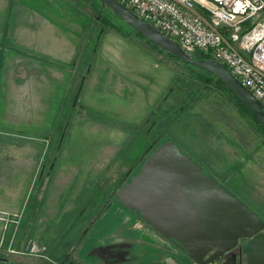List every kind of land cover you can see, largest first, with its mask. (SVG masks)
<instances>
[{
	"label": "rangeland",
	"instance_id": "rangeland-1",
	"mask_svg": "<svg viewBox=\"0 0 264 264\" xmlns=\"http://www.w3.org/2000/svg\"><path fill=\"white\" fill-rule=\"evenodd\" d=\"M93 15L85 0H0V189L25 187L19 211L0 209L17 215L0 221L2 264L102 261L105 236L146 226L116 194L167 141L264 222V132L122 19L118 32Z\"/></svg>",
	"mask_w": 264,
	"mask_h": 264
},
{
	"label": "water",
	"instance_id": "water-1",
	"mask_svg": "<svg viewBox=\"0 0 264 264\" xmlns=\"http://www.w3.org/2000/svg\"><path fill=\"white\" fill-rule=\"evenodd\" d=\"M98 1L150 42L222 80L264 126V105L223 64L214 59H193L176 41L140 19L118 0ZM116 195L120 202L137 210L160 232L178 240L188 256L199 264L214 259L238 237L254 235L264 227V222L226 195L213 178L169 141L148 156L139 172ZM244 227L250 230L246 235L238 232ZM31 245L29 243L28 249ZM247 247L264 258V233L251 237ZM209 251L211 255L204 260ZM222 264H236L235 255Z\"/></svg>",
	"mask_w": 264,
	"mask_h": 264
},
{
	"label": "built area",
	"instance_id": "built-area-1",
	"mask_svg": "<svg viewBox=\"0 0 264 264\" xmlns=\"http://www.w3.org/2000/svg\"><path fill=\"white\" fill-rule=\"evenodd\" d=\"M118 1L185 52L223 64L264 105V0ZM15 217L0 211V221Z\"/></svg>",
	"mask_w": 264,
	"mask_h": 264
},
{
	"label": "flooded vegetation",
	"instance_id": "flooded-vegetation-1",
	"mask_svg": "<svg viewBox=\"0 0 264 264\" xmlns=\"http://www.w3.org/2000/svg\"><path fill=\"white\" fill-rule=\"evenodd\" d=\"M134 210L135 209H133V211ZM139 216L142 217L140 214ZM145 225L143 229H141L142 227H136L133 233L129 231H114V233L124 236V240L120 242H115V240H112L114 238L110 239V237L108 238V236H105L102 242L104 246L100 247L98 251L103 260L91 262V260L88 259V264H165L163 262L167 255H169V251L177 257V264H184L185 258L190 264H199L188 256L183 245L178 240L166 236L152 223L145 221ZM148 232L155 234L158 239L153 241V239L149 237ZM238 232L246 235L250 230L244 227L239 229ZM111 233H113V231ZM257 233H264V227L258 230ZM257 233L246 237H238L228 249L204 264H222L227 259H230L233 254L235 255L236 264H262L264 258L257 256L252 248L247 247L248 240L257 235ZM106 238L110 240L107 241L105 240ZM211 253L212 251L207 252L203 259L206 260ZM62 262L63 264H81L71 259L70 255Z\"/></svg>",
	"mask_w": 264,
	"mask_h": 264
},
{
	"label": "trees",
	"instance_id": "trees-1",
	"mask_svg": "<svg viewBox=\"0 0 264 264\" xmlns=\"http://www.w3.org/2000/svg\"><path fill=\"white\" fill-rule=\"evenodd\" d=\"M88 4L92 6L94 9V18L98 21H101L102 23H105L106 25H109L111 28L115 29L118 32H122L120 27L118 25H115L112 22V18H119L117 15H115L108 7L100 3L98 0H85ZM132 32L138 36L139 38H142L146 40V42L152 46L153 48L167 54L168 56L176 59L177 61H180L181 64L185 65L186 68H189L193 71L195 75V79L197 81V84L204 89L207 90H217L221 91L225 98L231 102V104L242 114L249 116L253 122L257 125L259 129H261L262 132H264V126H262L258 120L253 116V114L247 109V107L239 100V98L224 84L222 80L217 78L215 75H213L211 72L207 71L204 68L193 66L187 62L182 61L181 59L177 58L173 54L161 49L159 46L155 45L154 43L150 42L147 38L140 35L138 32H136L134 29H131ZM193 59H211V57L195 52L198 54V56L194 57L192 52H187Z\"/></svg>",
	"mask_w": 264,
	"mask_h": 264
},
{
	"label": "crops",
	"instance_id": "crops-1",
	"mask_svg": "<svg viewBox=\"0 0 264 264\" xmlns=\"http://www.w3.org/2000/svg\"><path fill=\"white\" fill-rule=\"evenodd\" d=\"M19 165V163H17ZM24 174V173H23ZM23 178L21 180H17L16 187L15 183H12V187H8V185L1 186L0 189V209L2 210H9V211H19L20 207L22 206L23 201V195L25 191V187L22 184ZM48 184L46 185V189ZM45 188V186L43 187ZM42 199V198H41ZM43 200V199H42ZM48 201L46 198L43 201ZM37 201V200H36ZM41 201L38 204V201L35 203V206H37L36 210H40L41 208H44V202ZM39 212V211H38ZM5 260L0 259V262H4ZM186 263V262H185Z\"/></svg>",
	"mask_w": 264,
	"mask_h": 264
}]
</instances>
